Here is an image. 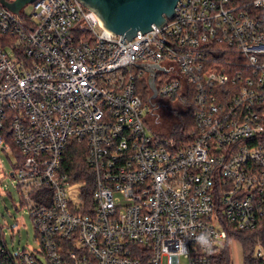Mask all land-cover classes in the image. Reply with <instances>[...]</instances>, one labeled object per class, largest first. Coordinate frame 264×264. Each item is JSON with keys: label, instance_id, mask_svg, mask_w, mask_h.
<instances>
[{"label": "built area", "instance_id": "2783aa9c", "mask_svg": "<svg viewBox=\"0 0 264 264\" xmlns=\"http://www.w3.org/2000/svg\"><path fill=\"white\" fill-rule=\"evenodd\" d=\"M151 28L122 41L79 0L0 1V148L36 241H1L0 264H211L228 225L264 218V0H178ZM152 77L190 140L149 126ZM71 144L89 183L64 170Z\"/></svg>", "mask_w": 264, "mask_h": 264}, {"label": "rangeland", "instance_id": "374dc122", "mask_svg": "<svg viewBox=\"0 0 264 264\" xmlns=\"http://www.w3.org/2000/svg\"><path fill=\"white\" fill-rule=\"evenodd\" d=\"M24 10L26 14H30L33 5H27ZM150 108L149 126L156 133L165 136L171 132L173 125L179 120V112L185 109L179 100L156 97L151 99ZM12 163V158H9L0 148V232L7 248L11 252H17L34 248L36 241L27 203L23 201L21 193L9 175ZM229 246L233 264H242L239 242L230 240ZM180 260V264H187L184 257Z\"/></svg>", "mask_w": 264, "mask_h": 264}, {"label": "trees", "instance_id": "16d2710c", "mask_svg": "<svg viewBox=\"0 0 264 264\" xmlns=\"http://www.w3.org/2000/svg\"><path fill=\"white\" fill-rule=\"evenodd\" d=\"M137 89L144 101H148L150 91L145 78L138 79ZM185 104L182 100L177 99ZM190 107L183 108L179 112V120L173 125L168 135L179 144L192 138L194 124L190 116ZM64 170L71 175L72 181L91 182L93 174L85 162V153L78 148L77 144H71L68 147L64 161ZM227 239L219 250L212 257L211 264H233L229 246L230 240H236L241 246L242 264H264V218H261L257 226L249 230H239L233 226H227ZM3 237L0 232V242ZM261 247L263 255L256 256L257 249ZM142 264H149L143 259Z\"/></svg>", "mask_w": 264, "mask_h": 264}, {"label": "water", "instance_id": "95a60500", "mask_svg": "<svg viewBox=\"0 0 264 264\" xmlns=\"http://www.w3.org/2000/svg\"><path fill=\"white\" fill-rule=\"evenodd\" d=\"M14 12L33 0H0ZM87 8L96 13L102 26L112 34L121 35L129 40L137 31L144 33L152 24L157 28L165 23L175 13L178 0H79ZM123 41V40H122ZM124 44V42H123ZM148 85L152 91L149 99L156 97L154 78H150Z\"/></svg>", "mask_w": 264, "mask_h": 264}]
</instances>
